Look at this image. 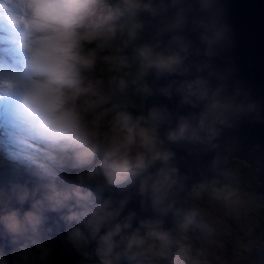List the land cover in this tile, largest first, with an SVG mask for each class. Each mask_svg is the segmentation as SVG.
<instances>
[{
  "label": "clouds",
  "instance_id": "obj_1",
  "mask_svg": "<svg viewBox=\"0 0 264 264\" xmlns=\"http://www.w3.org/2000/svg\"><path fill=\"white\" fill-rule=\"evenodd\" d=\"M123 12L147 13L156 21L152 41L137 47L135 55L141 81L154 75L166 83L154 92L144 81L139 91L144 97L175 95L180 105L193 109L176 116L174 124L166 106L154 105L134 117L112 103L128 80L93 75L101 59L110 71L128 67L119 49L100 56L113 48L118 32L124 33L118 24ZM221 14L218 0H119L116 7L110 0H0V23L23 53L19 68L0 64V100L12 101L21 147L43 149L23 161L41 181L18 195V202L30 200V207L0 214V226L16 245L10 255L0 251V264H48L54 249L43 238L47 212L59 213L65 222L62 250L69 255L87 259L94 243L98 264H160L169 257L171 264H187L191 246L177 242L172 253V233L164 228L181 181L176 153L166 142L215 148L226 128L255 110L238 89H229L227 72L213 63L229 37ZM143 27L129 25V40ZM41 156L51 163L38 162ZM64 169L76 171L77 182L66 180ZM134 183L141 209H150L151 216L126 212L130 196L113 199V189ZM236 195L223 198L231 202ZM215 198H221L219 190ZM195 215L187 216L181 228L186 230Z\"/></svg>",
  "mask_w": 264,
  "mask_h": 264
},
{
  "label": "water",
  "instance_id": "obj_2",
  "mask_svg": "<svg viewBox=\"0 0 264 264\" xmlns=\"http://www.w3.org/2000/svg\"><path fill=\"white\" fill-rule=\"evenodd\" d=\"M222 10L221 18L229 26V37L225 45L213 57V63L221 71H226L230 90H239L241 97L255 104V110L241 116L234 127L226 128L216 141L217 147L211 148L203 145L169 144L166 147L176 153L174 162L181 174L180 184L177 186L173 211L164 217V228L170 231V226L179 219V207L182 199L187 197L189 189L198 183L209 188L212 178L221 180L224 176L223 162L225 158L235 156L244 160L251 169H255L259 186L253 191L255 201L264 204V0H218ZM126 22H137L144 25L134 40L127 37L119 54L128 58V65L132 62L135 50L143 43L151 42L155 34V23L147 13L132 15ZM195 41L196 34L191 33ZM127 41V43H125ZM155 92V89L166 83L164 79L156 80L154 75L145 76V80ZM144 112L152 106L167 107L175 117L187 114L193 109L190 106L180 105L179 97L173 95L171 99L159 93L144 97ZM168 125L161 128L165 133ZM215 161V162H214ZM138 183V181H137ZM137 183L124 188L113 189V199L130 196L128 210H134L138 217L151 216L150 209H141L140 199L136 196ZM10 196L18 202V195L24 189L21 186L3 185ZM109 193L106 194V196ZM31 201L23 204L18 202L16 208L21 213L30 207ZM43 225L44 239L52 235H65L66 224L59 213L47 212ZM51 229V231H48ZM16 245L12 244L7 233L0 226V251L11 252ZM95 244L89 246L90 255L81 258L82 264H98L94 254ZM87 251V249L85 250ZM256 264H264V259L255 258ZM163 264H170L165 260Z\"/></svg>",
  "mask_w": 264,
  "mask_h": 264
},
{
  "label": "rangeland",
  "instance_id": "obj_3",
  "mask_svg": "<svg viewBox=\"0 0 264 264\" xmlns=\"http://www.w3.org/2000/svg\"><path fill=\"white\" fill-rule=\"evenodd\" d=\"M110 3L114 7L116 6L115 0H110ZM0 41L4 42L3 50L12 60L5 62L0 58V64L19 68L15 63L20 64V66L22 65L23 53L12 43L10 30L3 23H0ZM3 126L4 128L2 129ZM27 149H30L31 152H28ZM40 151H43V149L35 145H28L27 148L21 147L16 134L12 101L10 99L0 100V180L2 178L16 180L15 177H19L21 171H28L25 174V178L30 179L28 189L37 186V182L40 179L34 174L36 169L23 161L25 158H34ZM38 162L51 163L43 156L39 157ZM235 171L237 173L228 175L227 181L220 188L222 190L220 199L213 201L208 199L207 202L201 201L198 198H194L191 201H181L180 207L184 212L181 215L182 219L177 220L172 226L171 233L174 243L171 247V252L175 253L177 250V242L181 245L192 246L187 264H194V260H198L199 264H249L245 257H243L246 256V253L239 254V251L243 248L237 249L230 247V249H223L221 252L218 248V245L226 244V241L232 242L234 240V236L230 234H228L229 239L222 237V234H227L228 224L224 220L226 216L232 217L237 223L236 226H239L242 229V233L246 235L244 242L247 249H252L254 244H250L249 242V238L254 231V226H256L254 223H257L259 229H264V222L258 218L257 207L254 206L252 201L249 203L248 198H246L250 193L248 190L251 184L250 176L248 174H242V172L236 169ZM63 175L66 180L74 183L77 182L76 171L64 169ZM86 186L95 187L94 184L87 181ZM233 191L237 194L236 197L231 202H226L223 197ZM15 200L9 196H5L3 187L0 184V214L12 208L15 205ZM193 212L196 213L193 222L188 225L186 230L182 229L180 225ZM198 222L203 225H206V223L209 224V226L204 228L206 232L204 229L194 230L195 227H198ZM198 242L208 244L205 251L196 248L198 247L196 246ZM52 245L54 254L49 259L48 264H73L72 258L76 253L69 255L64 252L62 250L63 246H60L59 242H53ZM6 252L5 254L8 255L11 253L9 251ZM138 264H144V262L140 261Z\"/></svg>",
  "mask_w": 264,
  "mask_h": 264
},
{
  "label": "trees",
  "instance_id": "obj_4",
  "mask_svg": "<svg viewBox=\"0 0 264 264\" xmlns=\"http://www.w3.org/2000/svg\"><path fill=\"white\" fill-rule=\"evenodd\" d=\"M115 3H116V6H119V0H115ZM131 16L132 15L129 14L128 12H123V14L121 15V17L118 21V24L124 26V33L121 34L118 32L117 37L113 42V48L111 50H106V51L100 53L102 56H104V55H116L117 49H119V53L121 52L122 45H124V40L128 37L127 36V27L129 25L137 23V22H126L127 20L130 19ZM3 43L4 42L0 41V58L2 60H4L5 62L6 61H12L11 58L7 54H5V51L3 50ZM15 65L20 67V64L15 63ZM110 67H111V65L105 63L101 59L98 61L96 71L94 72L93 75L96 77H103L106 80L109 77H111L112 75H117V76H122L126 80H128L129 83H128V88L126 89V91L122 94H117L113 98L112 103L121 105V108L123 110L128 111L134 117H142L143 115L141 113L144 112V109H143V101L141 99L144 98V96L139 91V88H140L141 83L144 82L145 77H143L144 78L143 81H141L139 79L140 63H139L138 58L136 57V55H134L130 65H128V67H126V68H124L118 72L110 71ZM109 106H111V105H109ZM3 128H4V126L2 127V129ZM5 128H7V127H5ZM27 151L31 152L30 149H27ZM235 169L237 171L242 172V174H248L250 176L249 178L251 179V184H250L249 189H248L250 191V193L246 198H248L249 203H250V201H252L254 206L257 207L259 220H261V221L264 220V204L257 203L255 201V196L253 194L254 189L259 186V181L256 178L255 169H251L250 166L244 160L239 159L235 156H232L230 158H225V160L223 162V172H224L223 178L221 180L212 178L211 183L215 182L218 185H220V184L223 185L225 183V181H227L228 175L237 173L235 171ZM27 172L28 171H24V172L21 171V173H19L20 176L15 177L16 180L9 179V178H2L0 180V184L2 187H3V185L7 184V185L21 186L23 188H28L30 179L25 178V174H27ZM40 183H41V181L38 180L37 185H39ZM201 185L202 184L198 183L195 187L189 189V191L187 192V197H185L182 200H186L187 198H189L190 193L194 192V190H196L202 196H204L205 198L202 196H198V197H201L205 201H208V199L211 201L218 200L216 198H213V193L216 194V191H217L214 189L213 185H212L211 189H206L204 191H200L199 189H200ZM220 188L218 190L220 191V195H221L222 190H220ZM3 191L5 193V196H9V197L13 198V200H15V198L13 196H10V194L6 190L3 189ZM106 194H107V192H105V195ZM215 194H214V196H215ZM15 201H16L15 205L12 208H16V206H18L17 200H15ZM182 212H184L183 209L181 207H179V217H181ZM172 226H173V224L170 226V231H172ZM63 237H64L63 234L62 235H52V236L46 238L45 242H49V239H50L51 243L59 242V245L63 246V243H62ZM206 248L207 247H205V250H206ZM224 249H227V247H224ZM3 252L7 253L6 251H3ZM260 254H261L260 256L264 257V252H261ZM243 257H245V256H243ZM81 258H82V256H80L79 254H75V256L72 258V263L73 264H82ZM132 264H138V261H132Z\"/></svg>",
  "mask_w": 264,
  "mask_h": 264
},
{
  "label": "flooded vegetation",
  "instance_id": "obj_5",
  "mask_svg": "<svg viewBox=\"0 0 264 264\" xmlns=\"http://www.w3.org/2000/svg\"><path fill=\"white\" fill-rule=\"evenodd\" d=\"M212 185H213L215 190H218L220 187H222L221 186L222 184L218 185L217 183L213 182L210 184L208 189H211ZM214 194L215 193H213V198H215ZM198 196H202V195L199 192H197L196 190H194V192H191L190 197L187 198L186 200L191 201L194 198H198L201 201L207 202ZM202 197H204V196H202ZM179 219H182V217H179ZM224 220L227 222L228 226H227V234H222V237L224 239H229L228 234H230V235L234 236V240L232 242L226 241L225 242L226 244L218 245L220 252H221V250L224 249V247H227L229 249H230V247H234L237 249L243 248L239 251V254L241 255L243 252H245L246 253L245 259H246V261L249 262V264H256L255 258L264 259L263 256H260L261 255L260 253L264 252V229L263 230H262V228L259 229L257 223H254L256 226H254V231L251 234V237L249 238L250 244H253V243L254 244H253L252 249H247L246 244L244 242V238L246 237V235L244 233H242V229L239 226L238 227L236 226L237 223L232 219V217L226 216V217H224ZM262 221L264 222V220H262ZM198 223H199L197 225L198 227H195L194 230L204 229L206 226H209L208 223H206V225L205 224L203 225L200 222H198ZM261 224H262V222H261ZM204 231H205V229H204ZM207 245L208 244L205 242H198V244H196V246H198V247H196V248L201 249L202 251H205V247H207ZM199 252L201 253V251H199ZM168 260L170 261V264H171V258L170 257ZM164 261H161L160 264H163Z\"/></svg>",
  "mask_w": 264,
  "mask_h": 264
}]
</instances>
